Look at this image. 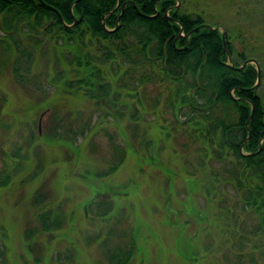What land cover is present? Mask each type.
<instances>
[{
    "label": "rangeland",
    "instance_id": "rangeland-1",
    "mask_svg": "<svg viewBox=\"0 0 264 264\" xmlns=\"http://www.w3.org/2000/svg\"><path fill=\"white\" fill-rule=\"evenodd\" d=\"M178 2L182 10L202 11L205 25L218 23L227 31L233 45L229 58L243 50L258 61L264 99V0ZM42 49L34 53L32 69L54 65L53 74L59 59L53 64L54 59L41 58L48 48ZM2 54L0 178L8 174L11 180L0 183V264H109L107 249L128 244L124 230H132L138 248L128 264H264L260 235L253 230L257 214L244 201L252 182L248 171L236 164L238 176L233 175L232 152L222 160L207 150L209 141L194 140L192 127L182 125L186 116L175 118L156 84L137 83L142 104L134 97L126 106L120 102L117 118L103 116L95 99L76 93L54 92L55 106L36 105V86L13 73V55L4 61ZM17 64L22 68L25 62ZM42 86L53 92L47 80ZM156 95L161 101L153 109ZM56 114L75 130L85 127L84 134L50 133ZM44 209L59 213L61 225L28 236ZM243 247L245 254L235 257L233 250Z\"/></svg>",
    "mask_w": 264,
    "mask_h": 264
},
{
    "label": "trees",
    "instance_id": "trees-1",
    "mask_svg": "<svg viewBox=\"0 0 264 264\" xmlns=\"http://www.w3.org/2000/svg\"><path fill=\"white\" fill-rule=\"evenodd\" d=\"M178 1L0 0V29L4 32L0 35V52H4V61L13 55V73L23 78L25 84L29 77V83L36 86L33 90L42 89L33 91L36 97L32 104L47 102L48 107L55 106L52 93H76L95 99L104 107L103 116L111 114L117 118L121 115L120 102L126 106L129 98L134 97L142 104L137 83L156 84L175 118L180 113L186 116L182 125L192 127L194 140L209 141L211 147L207 146V150L222 160L232 152L233 175L238 176L236 164L248 171L252 182L247 186L244 201L257 214L253 230L259 232L257 243L264 253V99L258 91L260 79L255 85L257 67L248 62L241 69L236 68L250 57L240 50L229 58L233 45L227 31L223 38L218 23L213 27L205 25L202 11L182 10L176 7ZM55 8L65 23L72 22L74 17L81 18L68 26L62 23ZM181 25L185 33L191 31L188 37L177 36ZM21 33L28 38L16 37ZM44 45L48 50L41 58H52L53 64L55 58L59 59L53 74L49 69L54 65H47V71L32 69L34 53L41 52ZM66 49L70 56L63 54ZM18 60L25 62L22 68L17 66ZM32 71L35 74L31 78ZM259 74L261 78V67ZM44 79L54 86L53 92L42 86ZM152 99L155 109L161 99L158 95ZM134 114L131 119L136 118ZM54 117L50 133L59 137H71L72 130L84 134L85 127L75 130L69 120L65 122L66 118L59 114ZM60 127L62 130H57ZM10 180L4 174L1 186ZM41 196L36 193V203ZM37 218L39 226L29 229L28 236L57 229L63 220L53 209L40 210ZM124 235L129 236L127 246L119 243L107 249L109 264H128L138 250L132 230L129 234L124 230ZM236 250L233 255L239 258L246 247ZM222 257L228 260L227 255Z\"/></svg>",
    "mask_w": 264,
    "mask_h": 264
},
{
    "label": "water",
    "instance_id": "water-1",
    "mask_svg": "<svg viewBox=\"0 0 264 264\" xmlns=\"http://www.w3.org/2000/svg\"><path fill=\"white\" fill-rule=\"evenodd\" d=\"M55 10H56V8H55ZM56 11H57V13H58V15H59V17H60L62 23L66 24V23L64 22L62 16H61V14L58 12V10H56ZM74 22H75V21H74ZM66 25H68V24H66ZM206 25L209 26V27H212V25H210V24H206ZM180 35H181V33H180ZM184 36H186V35H184ZM224 36H225V31L222 30V37L224 38ZM248 62H254L255 65H256V67H257L258 77H257V81H256V83H255V85H257L258 82H259V79H260V74H259V73H260V66H259L258 61H257L256 59H254V58H252V57L247 58V59H245V60L243 61V63H242L241 65H239V66H235V67L238 68V69H241V68H242L244 65H246ZM44 113H45V111H43V112L40 113V117H39V120H38V129H39V132H40V128H41V118H42V116H43Z\"/></svg>",
    "mask_w": 264,
    "mask_h": 264
},
{
    "label": "flooded vegetation",
    "instance_id": "flooded-vegetation-1",
    "mask_svg": "<svg viewBox=\"0 0 264 264\" xmlns=\"http://www.w3.org/2000/svg\"><path fill=\"white\" fill-rule=\"evenodd\" d=\"M178 6H179V2L176 4V7H178ZM166 15H167L170 19H174V18H173L172 16H170L168 13H166ZM80 18H81V16L74 17V19L72 20V22L67 23L68 26H72V25L76 24ZM102 18H104V15L102 16ZM74 21H75V22H74ZM190 32H191V31H188V32L185 33V32L183 31V26L181 25V27H180V31L177 33V36H179V37H181V36H183V37H188V35L190 34ZM180 33H181V35H180ZM184 35H186V36H184ZM177 36H176V37H177Z\"/></svg>",
    "mask_w": 264,
    "mask_h": 264
},
{
    "label": "bare ground",
    "instance_id": "bare-ground-1",
    "mask_svg": "<svg viewBox=\"0 0 264 264\" xmlns=\"http://www.w3.org/2000/svg\"><path fill=\"white\" fill-rule=\"evenodd\" d=\"M64 20V19H63ZM213 27V26H212Z\"/></svg>",
    "mask_w": 264,
    "mask_h": 264
}]
</instances>
